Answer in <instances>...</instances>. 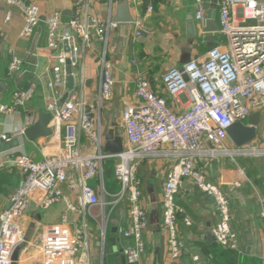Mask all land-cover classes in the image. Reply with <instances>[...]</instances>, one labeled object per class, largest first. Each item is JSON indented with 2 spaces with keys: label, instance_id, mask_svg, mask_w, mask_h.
<instances>
[{
  "label": "built area",
  "instance_id": "1",
  "mask_svg": "<svg viewBox=\"0 0 264 264\" xmlns=\"http://www.w3.org/2000/svg\"><path fill=\"white\" fill-rule=\"evenodd\" d=\"M0 1L8 7L4 21L11 19L9 8H17L23 18L18 37L30 38L43 16L38 4L28 0ZM141 1L128 0L132 6ZM209 2L194 0V18L198 22L203 23ZM88 3L89 0H75L74 16L67 22L62 21L59 11L44 16L46 47L51 51L60 49L57 64L52 67L53 77L47 83L50 94L46 110H54L53 119L63 125L62 150L57 156L40 161L26 154H17L11 159L23 180L0 213V264H11L12 253L18 245L24 243L21 250L27 249L19 218L26 212L29 202L34 201L40 208L47 209L61 201V185L69 178L70 170L75 173L78 196L75 204L67 205V210L83 216L86 210L98 206L105 223L113 208L126 201L130 224L119 230V235L128 241L122 248L123 262L142 264V233L148 220L140 202L141 188L134 165L144 157H164L173 161L161 198L162 228L168 235L171 258H178L183 249L177 240L176 229L177 215L183 210L175 201L178 184L183 178L191 180L194 186L213 198L218 217L212 232L214 240L223 247L237 249L239 240L230 228L229 200L198 170L196 160L221 155L231 158L264 156L261 147L250 144L229 147L225 144L228 127L248 117L251 105L264 107V0H217L218 31L225 36V42L211 47L203 60L190 59L162 74V88L168 94H187L189 106L186 110L173 111L151 88L149 81L137 74L134 83L137 103L126 105L122 111L120 128L126 145L119 154L103 151L99 117L100 107L110 99L114 85L107 48L110 29L117 23L113 21L112 0L108 2L106 21L91 15ZM236 7L240 9L239 15L234 11ZM147 9L151 10V5ZM92 30L101 43L100 85L96 99L89 101L84 97V78L81 76L79 98L66 99L57 108L60 97L57 87L65 84V61L69 60L71 69L78 66L84 51L91 45ZM139 30L140 26H136L134 38L140 35ZM22 64V58L10 53L7 74H19ZM35 93L34 81L24 88H16L11 103L0 104V112L11 113L24 108ZM33 120V116L28 115L27 125ZM81 135L94 146L93 154L82 153ZM0 137L9 140L7 135ZM111 158L116 159L114 176L119 184L115 193L106 192L103 186V162ZM2 163L0 160V166ZM93 178L98 180L97 189L90 183ZM258 201L259 216L264 224V197L259 196ZM66 222L67 216L63 215L59 223L47 225L39 235L35 245L43 256V264H76L78 253L88 255L86 222L83 220L81 229L73 233L66 228ZM185 222L190 224L188 219ZM192 259L194 264H203L197 255Z\"/></svg>",
  "mask_w": 264,
  "mask_h": 264
},
{
  "label": "crops",
  "instance_id": "2",
  "mask_svg": "<svg viewBox=\"0 0 264 264\" xmlns=\"http://www.w3.org/2000/svg\"><path fill=\"white\" fill-rule=\"evenodd\" d=\"M28 1L38 4L42 18L53 11L61 13L63 22L74 16L75 0ZM119 1L112 0L113 16ZM108 2L109 0H89V13L106 21ZM208 4H211V0ZM148 5H151V10L147 9ZM9 9L11 19L5 22L8 7L0 1V104H10L12 92L16 88L26 87L31 81L36 82V93L24 108L20 107L11 113L0 112V136L4 134L9 137V140L0 137V160L3 162L0 166V213L23 180L20 170L11 159L17 154H26L35 161L57 156L62 150L64 134L63 125L52 118L48 125L51 130L49 135L34 141L27 140L23 135V131L30 126L26 122L28 115L33 116V124L40 113L48 112L46 105L50 89L47 83L53 77L52 67L57 64L56 56L60 49L51 51L46 47L47 28L44 19H41L30 38L20 39L18 34L23 26L22 15L17 8ZM234 11L236 15L240 14L239 8L236 7ZM130 12L132 22L117 23L116 27L110 29L108 37L107 57L112 64L114 85L110 99L102 103L99 110L103 148L104 137L111 129L121 137L123 147L126 145L120 123L123 108L137 103L134 94L137 74L149 81L151 88L165 99L173 111L182 112L189 106L187 94H168L162 88V74L171 67L182 65L186 58L203 60L209 48L223 44L226 40L219 31L217 34L202 31V22L194 18V0H143L135 6L130 5ZM215 20L219 27L217 6ZM189 21L195 27V34L192 36L186 30ZM136 26H140L145 33L144 37L139 35L134 38ZM77 42L79 43V39ZM90 44L78 66L71 69L73 88L68 91L67 99L79 98L81 76L84 78V97L89 101L96 99L100 85L101 43L93 30ZM10 53L23 59L21 71L12 76L7 74ZM66 90L65 78L64 86L57 87L59 100ZM242 122L245 125L255 123V137L247 144L264 148V107L251 105L249 116ZM225 144L229 147L236 146L229 137ZM80 149L86 155L95 151L84 135L80 137ZM108 160H113L115 167L116 159ZM172 166L173 161L164 157H144L134 165L141 188L140 202L148 220L147 228L142 233L141 263L194 264L192 258L197 255L203 264H264V224L259 216L258 201L259 196L264 197V156L231 158L221 155L196 160L198 170L228 198L230 228L237 234L239 243L237 249L216 250L215 245L218 243L212 232L218 217L213 198L194 186L191 180L183 178L175 194V201L183 210L176 219L177 240L183 246L182 253L176 259L171 258L168 235L162 228L161 205L163 184ZM74 177V171L70 170L69 178L61 185L62 200L49 208L42 209L34 201L29 202L26 212L19 218L24 238L27 237V249L19 251L16 264H43V256L35 244L44 228L59 223L63 215L67 216L65 225L70 233L81 229L83 220L86 222L88 255L78 253L76 264H116L114 251L122 249L128 243L119 235V230L130 224L128 203H118L105 223L98 206L86 210L83 216L72 213L67 210V205L77 202ZM114 179L112 173L103 178L106 192L115 193L119 190V184ZM90 183L97 189L96 178L90 180ZM116 186L118 190L113 192ZM186 219L189 220V225L186 224Z\"/></svg>",
  "mask_w": 264,
  "mask_h": 264
},
{
  "label": "water",
  "instance_id": "3",
  "mask_svg": "<svg viewBox=\"0 0 264 264\" xmlns=\"http://www.w3.org/2000/svg\"><path fill=\"white\" fill-rule=\"evenodd\" d=\"M217 0H211V4L206 6L205 12V19L202 23V31L204 33H214L217 34L218 32V25L215 20L216 16V3ZM41 19H44L41 17ZM133 18L130 12V5L128 0H120L116 7V14L113 16V21L116 23H127L132 22ZM187 34L192 36L195 34V27L192 21H189L186 27ZM140 31V35L142 37L145 36V33L142 30ZM0 46H1V39H0ZM213 47V46H212ZM210 49V48H209ZM189 61V58H186L182 61V63H186ZM65 72H66V92L60 98L59 102L57 103V108H59L63 102L67 99L68 91L73 88V76L71 72L70 62L67 59L65 61ZM1 98V93H0ZM55 111L51 112H42L39 114L37 120L27 127L23 131L24 137L29 141H34L35 139L47 136L50 134V128H48L49 123L51 122ZM255 123L250 122L249 125H245L243 122L237 121L234 122L230 127L227 129L228 137L234 142L236 146H241L251 142L255 137V129L253 127ZM105 144L103 151L108 154H119L123 150L122 139L118 135L115 134V130L111 129L107 132L104 137ZM27 240V237H25ZM24 243L18 245L11 256V264H16L19 251L22 249ZM116 264H123V256H122V249H117L114 251Z\"/></svg>",
  "mask_w": 264,
  "mask_h": 264
},
{
  "label": "trees",
  "instance_id": "4",
  "mask_svg": "<svg viewBox=\"0 0 264 264\" xmlns=\"http://www.w3.org/2000/svg\"><path fill=\"white\" fill-rule=\"evenodd\" d=\"M113 174V176H114V161L113 160H105L104 162H103V178L105 179V177H106V174ZM115 177V176H114ZM114 181H115V183H116V180L114 179ZM106 188V187H105ZM119 188V187H118ZM118 188H117V186H116V188L113 190V192L114 191H117L118 190ZM107 189V188H106ZM108 190V189H107ZM217 244V243H216ZM215 247H216V250L217 251H219L220 249H222V248H226V247H223V246H221V245H219V244H217V245H215ZM226 249H229V248H226Z\"/></svg>",
  "mask_w": 264,
  "mask_h": 264
},
{
  "label": "rangeland",
  "instance_id": "5",
  "mask_svg": "<svg viewBox=\"0 0 264 264\" xmlns=\"http://www.w3.org/2000/svg\"><path fill=\"white\" fill-rule=\"evenodd\" d=\"M251 23V22H250Z\"/></svg>",
  "mask_w": 264,
  "mask_h": 264
}]
</instances>
